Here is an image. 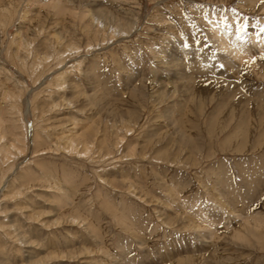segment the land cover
Returning <instances> with one entry per match:
<instances>
[{"label":"rangeland","instance_id":"rangeland-1","mask_svg":"<svg viewBox=\"0 0 264 264\" xmlns=\"http://www.w3.org/2000/svg\"><path fill=\"white\" fill-rule=\"evenodd\" d=\"M52 1L0 0V264H264V52L210 40L264 37V0Z\"/></svg>","mask_w":264,"mask_h":264},{"label":"bare ground","instance_id":"bare-ground-1","mask_svg":"<svg viewBox=\"0 0 264 264\" xmlns=\"http://www.w3.org/2000/svg\"><path fill=\"white\" fill-rule=\"evenodd\" d=\"M50 1H52V0H50ZM251 1V0H250ZM54 4H58L59 3V0H53L52 1ZM52 3V4H53ZM55 6V5H54ZM59 10V9H58ZM96 12H98L97 10H96ZM96 12L95 11H93L92 13H91V15H90V17H91V20L93 21V23L94 22H96V23H98L99 21H101V18H103V16L105 17V14H107L106 12L104 13H101V12H99V13H101L100 15H96ZM102 15V16H101ZM84 16V14L82 15V17ZM108 19L109 18H107V21H108ZM121 19V18H120ZM122 20V19H121ZM118 21H120V20H118ZM123 23H124V21H123ZM126 23V22H125ZM95 24V23H94ZM103 24V23H102ZM130 24V23H129ZM224 25L223 24H221V26L219 27V29L218 30H215V32L214 33H211V35H210V40H212L213 41V43L215 44V46L217 47V49L219 50V52H216V54H217V56H218V59L219 60H222V62L224 63V64H226V65H229V67H232V68H235V67H237L238 66V63H236L235 62V60L234 59H236V60H240L239 62H243V63H247L248 62V60H243V59H246L247 57L248 58H251V54H250V49H252L254 52H256V48H258V50L260 49V51L261 52H264V37L263 36H258L257 34H255V33H250V34H248V35H246L245 36V39H244V41H242L241 43H238V44H232V45H230L229 43H227V41L225 40V33L223 32V29H224ZM109 28V27H108ZM111 29H110V33H111V35H113L115 32H120V34H121V30H125V31H127V30H129L130 28H131V26H129V27H127L128 29H126L125 27H120L119 25H116V26H114V27H110ZM121 28V29H120ZM100 30V29H99ZM118 30H120V31H118ZM98 32V31H97ZM123 32V31H122ZM234 32V31H233ZM237 32V30H235V33ZM89 33V32H88ZM94 35V34H93ZM212 37V38H211ZM234 37L235 38H238V36H235L234 35ZM97 38V37H96ZM239 38H241L240 36H239ZM73 44V43H72ZM76 46V45H75ZM74 45H69L68 47H69V49H77V47H75ZM222 52H224V53H222ZM201 55V54H200ZM199 55V56H200ZM203 55V54H202ZM48 57H49V55H43V56H41L40 57V59L42 58L43 60L45 59L46 60V58L48 59ZM210 55H208V57L206 56V55H204L203 57H202V59L207 63V67L206 68H208L209 67V62H211V64H210V66L211 65H213L214 63H213V60H211L210 59ZM50 58V57H49ZM174 58V57H173ZM178 58H179V56H178ZM178 58H176V60H178ZM192 60H195L194 58L192 59ZM252 60V59H251ZM174 62V61H173ZM178 65V63L176 64V66ZM181 66V65H180ZM176 68V67H175ZM177 69V68H176ZM181 69V68H180ZM231 70V69H230ZM183 71V70H182ZM185 71V70H184ZM211 72H212V77L213 78H215L216 76H221V73H216L215 72V70H214V68H212L211 70H210ZM176 72V71H175ZM178 73V72H177ZM179 74V73H178ZM88 75V74H87ZM188 75V74H187ZM196 77V75L195 74H191V75H188V79H183V77H182V79L183 80H181V78L180 77H178V76H176L175 78H176V80H181L180 82H181V87H183L184 88V91H185V93H187L188 91H189V88H191V87H193V86H200V85H202L201 83L202 82H199V81H197L196 79H198V78H195ZM203 79H205V78H203ZM62 80V79H61ZM61 80H60V82H61ZM64 80V79H63ZM62 80V81H63ZM213 81V80H212ZM63 83V82H62ZM194 83L195 84H197V85H194ZM200 83V84H199ZM232 80H230L228 83H227V87H229V90H228V88H227V90L229 91V93L227 92L226 93V95H224V96H221L220 97V100L219 101H217L216 102V106H217V108H216V110H215V113H214V115L210 118V124H209V126H207V127H209V130H208V132L207 133H212L213 132V129H216L217 128V126H218V123H217V118H221V115L222 114H224V113H230V112H232V110L231 111H229L230 110V108H229V110H227L226 109V103H228V102H231L232 100H234L235 101V95H236V90L235 89H232L231 87H232ZM62 85V84H61ZM160 85H162V84H160ZM163 86V85H162ZM210 86H213V85H210ZM234 86V85H233ZM220 88H222V89H224V86L223 85H220L219 86ZM218 87V88H219ZM225 90V89H224ZM202 91V90H201ZM160 92L163 94L164 92H166V89H164V88H162V90H160ZM201 93V92H200ZM185 95H187V94H185ZM202 96V95H201ZM200 96V98H202ZM191 98V97H190ZM193 98V97H192ZM259 103V102H258ZM264 106V104H260L259 106H258V110H261V108ZM257 110V111H258ZM240 112H241V110H240ZM234 113V112H233ZM233 113L231 114V115H233ZM236 113V112H235ZM243 113V112H242ZM259 114V113H258ZM245 115V114H244ZM247 115V114H246ZM227 116H229V119L230 118H232V117H230V115H227ZM236 116V115H235ZM244 117V116H243ZM242 117V118H243ZM246 117V116H245ZM219 118V119H220ZM225 120V119H224ZM235 120V119H234ZM233 121V120H232ZM245 121V120H244ZM207 122V121H206ZM221 122V121H220ZM208 123V122H207ZM208 125V124H207ZM241 126H238V127H241V129H239V133H238V135L240 134L241 135V145H245V143H246V141H247V138H248V135H249V133L248 134H246L245 132L246 131H248L245 127H243V125H245V123H242V124H240ZM236 126V125H235ZM234 126V127H235ZM246 126V125H245ZM17 127L18 126H16V124L15 125H12V127L11 128H6L5 126H4V121H2L1 119H0V139H2V138H5V135L7 134V133H10L11 135H14V138H12L11 139V142L9 143V144H7L6 142L5 143H3L2 145H1V147H2V149L5 147V148H7L6 146L7 145H10V147L12 146V147H14V149L16 148V149H21V147H18V145H17V143H23V137H22V133L21 132H17ZM237 127V128H238ZM236 128V129H237ZM244 129L246 130V131H244ZM218 130L220 131L221 130V128H218ZM225 130V129H224ZM222 132V131H221ZM182 135V134H181ZM179 138V137H178ZM184 138V137H183ZM6 139V138H5ZM180 139V138H179ZM225 139V138H224ZM8 142V141H7ZM80 146H82L81 147V149L80 150H78L77 149V145H76V142H75V139H73L72 137L69 139H67L66 140V142H65V144H64V146H63V148H65V147H67L68 148V150L69 151H72V152H75V153H78V152H83V154H85V155H88L89 154V151H90V148H91V146H93L91 143H89L88 141H83V143H82V145H80ZM242 148V147H241ZM12 149V148H11ZM238 149V148H237ZM22 150V149H21ZM239 150V149H238ZM2 151H5L4 149L2 150ZM18 152V151H17ZM1 153V152H0ZM4 154V153H3ZM3 154H1V155H3ZM15 154V153H14ZM2 158V157H1ZM230 191V190H229ZM202 212V211H201ZM213 218V217H212ZM54 223V222H53ZM55 224V223H54ZM256 224V223H255ZM194 225H196V227H200L199 225H197V224H194ZM205 230V229H204ZM206 231V230H205ZM251 231H252V229H251ZM209 234H210V231H208L207 230V234H201V235H199L200 236V238L201 237H206V235L209 237ZM260 235V234H259ZM201 240V239H200ZM177 253H179V252H177ZM176 253V254H177ZM175 254H173V256H174ZM65 256V255H64ZM63 256V257H64ZM186 259H181V260H178L175 264H181L180 262L182 261V262H184Z\"/></svg>","mask_w":264,"mask_h":264}]
</instances>
